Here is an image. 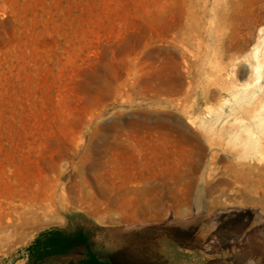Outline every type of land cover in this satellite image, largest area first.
Returning <instances> with one entry per match:
<instances>
[{"label": "rangeland", "instance_id": "1", "mask_svg": "<svg viewBox=\"0 0 264 264\" xmlns=\"http://www.w3.org/2000/svg\"><path fill=\"white\" fill-rule=\"evenodd\" d=\"M262 28L264 0H0V264L52 228L107 264H264V71L234 97Z\"/></svg>", "mask_w": 264, "mask_h": 264}, {"label": "bare ground", "instance_id": "2", "mask_svg": "<svg viewBox=\"0 0 264 264\" xmlns=\"http://www.w3.org/2000/svg\"><path fill=\"white\" fill-rule=\"evenodd\" d=\"M260 32L262 33L261 34L262 37H261V39L257 43L258 46L256 48H254V52H252L253 53L254 60H255V63L253 65L251 64V67H250L252 69L253 73L255 74L254 76L256 78L255 79L256 80V83L255 84H251V83L250 84L249 83L248 84H245V85H243V88H240L241 90L235 91L236 93L234 94V97L237 99V101H235L236 104H238L237 102L240 103L243 100H249V101H251V100H253V98L258 93L257 92V87L258 88L260 87L259 82H260V79L262 78V72L264 71V29L263 28L260 29ZM259 90H260V88H259ZM225 101H224L225 105H229V107L231 108V111H236V108H237L236 106H238V105L235 106V104L232 103V102H230L229 99H227ZM262 106H264V104ZM262 109H260V108L257 109L256 108L254 110V112L252 113L251 118H252V120H254V122H255V120H257V122H258V119H261L262 114L264 115V112L261 113V110ZM232 113H233V117L230 118V116L229 117H226L227 114H226V112H223V110H221V111L218 112V119H222V122H221L222 126L221 127H223L224 124L226 125V123H228V122H234V121L236 122L237 121V118L234 119V117H238V120H239L240 116L234 115L235 114L234 112H232ZM243 118L245 119V117H242L241 116L240 121H239L240 127L242 128L240 130H243V129L245 130L246 129V130H248L247 133H251L250 135H252L254 137L256 134L254 132H252L253 129H250L248 127L251 124H248V126H247V124H246L247 121L245 122V120H243ZM216 119H217V117H216ZM262 120L264 121V118H262ZM249 122L250 121H248V123ZM218 123H220V122H217V124ZM212 126H214V125H212ZM31 205H32V203H31ZM31 205H29L31 207V208L29 207L30 209L29 208L28 209L20 208L21 205L20 206L13 205L11 208H9V210H8V212L6 214V217H5V222H6L7 228H11V229H15V230L25 229L26 226L29 225L30 220L32 219L33 215L37 212V210L36 209H33ZM22 206H25V205H22ZM33 206H34V204H33ZM34 208H37V207L34 206Z\"/></svg>", "mask_w": 264, "mask_h": 264}, {"label": "trees", "instance_id": "3", "mask_svg": "<svg viewBox=\"0 0 264 264\" xmlns=\"http://www.w3.org/2000/svg\"><path fill=\"white\" fill-rule=\"evenodd\" d=\"M79 247H85L87 250L86 258L81 264H107L101 261L95 254L88 235L83 231L70 235H66L61 231H52L42 247H30L28 248V252L33 264H38L52 256H65L71 250Z\"/></svg>", "mask_w": 264, "mask_h": 264}, {"label": "crops", "instance_id": "4", "mask_svg": "<svg viewBox=\"0 0 264 264\" xmlns=\"http://www.w3.org/2000/svg\"><path fill=\"white\" fill-rule=\"evenodd\" d=\"M168 129H171L170 127L168 128L167 126H164V125H161V124H159V125H157V127L155 128V127H153V130H158V132H156L157 134H158V140H160V141H163V142H165L164 144H159V146H158V148H159V150L162 152L163 150H165V148H166V143H168V145L171 143V137H169L168 136V133L167 132H163V130H168ZM179 137L183 140V141H185V140H189L188 138H187V136L184 134V133H180L179 134ZM185 143H183V145H184ZM182 154H186V152H181ZM186 178H187V176H181V177H178L177 179L179 180L178 181V183L180 184V185H187V182H186ZM191 185V184H190ZM52 231H61V232H63L64 234H66V235H70V234H75V233H77V232H79V231H68L67 229H64V228H52V229H49V230H47V231H43V232H41L39 235H37L36 237H35V239L32 241V243L30 244V246L28 247V248H34V247H38V246H40V247H42L43 246V244H44V242H46V240L48 239V237L50 236V232H52ZM84 232V231H83ZM85 233V232H84ZM80 248V247H79ZM79 248H76V249H74V250H71L68 254H66L65 256H59L60 258L62 257H68V256H70L71 254H73L77 249H79ZM28 254H29V252H28ZM59 257H57V256H52V257H50V258H59ZM49 258V259H50Z\"/></svg>", "mask_w": 264, "mask_h": 264}]
</instances>
